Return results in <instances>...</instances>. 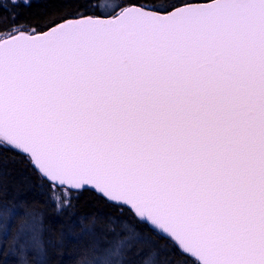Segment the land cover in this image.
Returning <instances> with one entry per match:
<instances>
[{"label":"snow or ice","instance_id":"snow-or-ice-1","mask_svg":"<svg viewBox=\"0 0 264 264\" xmlns=\"http://www.w3.org/2000/svg\"><path fill=\"white\" fill-rule=\"evenodd\" d=\"M9 4L0 163L57 215L111 209L77 264H264V0H63L40 24ZM45 220L0 205L11 264H50Z\"/></svg>","mask_w":264,"mask_h":264},{"label":"trees","instance_id":"trees-1","mask_svg":"<svg viewBox=\"0 0 264 264\" xmlns=\"http://www.w3.org/2000/svg\"><path fill=\"white\" fill-rule=\"evenodd\" d=\"M95 3H118L120 0H94ZM143 3L145 0H139ZM31 7L17 9L24 21L32 24H40L47 20L53 13L62 8L63 0H30ZM0 5H8L12 11L9 0H0ZM0 14H3V7H0ZM5 163H0V204L7 202L9 206L17 201L22 202L30 210L40 211L45 214L47 231L44 233V240L51 241L49 247L50 264H77L80 253L87 237L81 239L82 231L79 222L84 225L93 226L86 219L93 215L107 214L111 211L106 204L98 200L89 192L83 193L79 200L74 202L75 206L66 215H57L54 209L44 202L38 188L33 187L31 172L21 163L16 161L19 157L11 153H5ZM94 227L99 228L97 224ZM13 256L7 251L0 252V264L6 261L11 264Z\"/></svg>","mask_w":264,"mask_h":264},{"label":"rangeland","instance_id":"rangeland-1","mask_svg":"<svg viewBox=\"0 0 264 264\" xmlns=\"http://www.w3.org/2000/svg\"><path fill=\"white\" fill-rule=\"evenodd\" d=\"M109 5H112V3H109V4L104 3L103 4V6H104L103 7V10L104 11H110V8L108 7ZM1 251H7L9 255L13 256V254L11 253V251H9L8 249H6L2 238H0V252Z\"/></svg>","mask_w":264,"mask_h":264}]
</instances>
